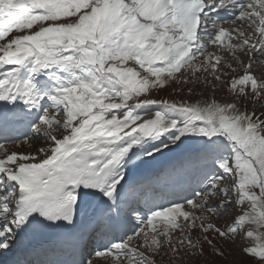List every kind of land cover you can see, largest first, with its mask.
<instances>
[{"label":"snow or ice","instance_id":"snow-or-ice-1","mask_svg":"<svg viewBox=\"0 0 264 264\" xmlns=\"http://www.w3.org/2000/svg\"><path fill=\"white\" fill-rule=\"evenodd\" d=\"M0 264H264V0H0Z\"/></svg>","mask_w":264,"mask_h":264}]
</instances>
